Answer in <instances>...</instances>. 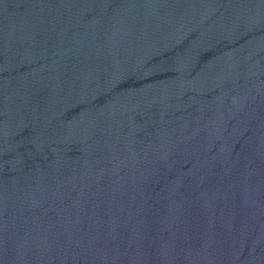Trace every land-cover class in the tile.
Instances as JSON below:
<instances>
[{
    "label": "water",
    "instance_id": "water-1",
    "mask_svg": "<svg viewBox=\"0 0 264 264\" xmlns=\"http://www.w3.org/2000/svg\"><path fill=\"white\" fill-rule=\"evenodd\" d=\"M0 264H264V0H0Z\"/></svg>",
    "mask_w": 264,
    "mask_h": 264
}]
</instances>
